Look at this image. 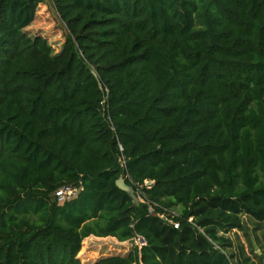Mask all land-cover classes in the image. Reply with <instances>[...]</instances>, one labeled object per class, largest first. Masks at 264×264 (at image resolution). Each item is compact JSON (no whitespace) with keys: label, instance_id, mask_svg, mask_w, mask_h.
Masks as SVG:
<instances>
[{"label":"trees","instance_id":"1","mask_svg":"<svg viewBox=\"0 0 264 264\" xmlns=\"http://www.w3.org/2000/svg\"><path fill=\"white\" fill-rule=\"evenodd\" d=\"M46 3L55 55L26 32ZM244 217L264 223V0H0V264H83L91 236L146 241L93 264H235Z\"/></svg>","mask_w":264,"mask_h":264},{"label":"rangeland","instance_id":"2","mask_svg":"<svg viewBox=\"0 0 264 264\" xmlns=\"http://www.w3.org/2000/svg\"><path fill=\"white\" fill-rule=\"evenodd\" d=\"M26 32L31 37H44L54 55L60 53L66 40V27L50 3L39 7L36 20L26 29ZM134 246H136L134 241L121 243L111 237L88 238L83 242L79 258L83 264H93L107 257L127 256Z\"/></svg>","mask_w":264,"mask_h":264},{"label":"crops","instance_id":"3","mask_svg":"<svg viewBox=\"0 0 264 264\" xmlns=\"http://www.w3.org/2000/svg\"><path fill=\"white\" fill-rule=\"evenodd\" d=\"M244 222L245 232L234 230L224 235L229 244L226 250L234 256L235 264H264V223L259 227L249 217H244ZM91 238L97 237H89Z\"/></svg>","mask_w":264,"mask_h":264},{"label":"built area","instance_id":"4","mask_svg":"<svg viewBox=\"0 0 264 264\" xmlns=\"http://www.w3.org/2000/svg\"><path fill=\"white\" fill-rule=\"evenodd\" d=\"M146 184L149 185L150 183L146 182ZM81 190L82 188H78L76 186H65V187L60 188L56 192L55 196L60 204H64L66 201L76 198ZM141 201L143 202L142 199ZM151 212L153 213L152 209H151ZM190 222H192V219H190ZM171 223L174 225L176 229H179V226H180L179 223H176L173 221H171ZM134 242L136 246L140 248L146 245V241L141 237L136 238Z\"/></svg>","mask_w":264,"mask_h":264},{"label":"water","instance_id":"5","mask_svg":"<svg viewBox=\"0 0 264 264\" xmlns=\"http://www.w3.org/2000/svg\"><path fill=\"white\" fill-rule=\"evenodd\" d=\"M96 74V73H95ZM102 86V84H100ZM117 186L123 190V191H126L128 192L129 194H131V196L135 199V200H138L137 197L135 196V193H134V189L133 187L129 186L125 179L124 178H120L118 181H117Z\"/></svg>","mask_w":264,"mask_h":264}]
</instances>
